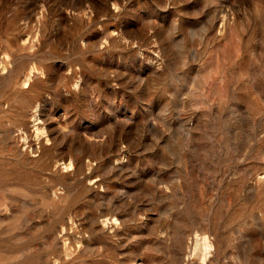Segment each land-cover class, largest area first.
<instances>
[{"label": "rangeland", "instance_id": "rangeland-1", "mask_svg": "<svg viewBox=\"0 0 264 264\" xmlns=\"http://www.w3.org/2000/svg\"><path fill=\"white\" fill-rule=\"evenodd\" d=\"M0 264H264V0H0Z\"/></svg>", "mask_w": 264, "mask_h": 264}, {"label": "bare ground", "instance_id": "bare-ground-1", "mask_svg": "<svg viewBox=\"0 0 264 264\" xmlns=\"http://www.w3.org/2000/svg\"><path fill=\"white\" fill-rule=\"evenodd\" d=\"M203 239V238H202ZM198 241V240H197ZM199 244V243H198ZM202 245H201V247H202V256L203 257H205L206 256V254L208 253V248H209V243L206 241V240H204V242L203 243H201ZM199 249H200V245H199V247H198ZM197 248V249H198ZM201 252V251H200ZM202 256H201V258H202ZM203 260V259H202Z\"/></svg>", "mask_w": 264, "mask_h": 264}]
</instances>
